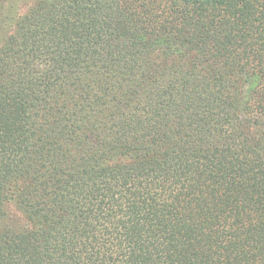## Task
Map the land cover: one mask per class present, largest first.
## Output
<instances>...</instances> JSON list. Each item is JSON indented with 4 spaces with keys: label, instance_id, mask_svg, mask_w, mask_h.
I'll return each mask as SVG.
<instances>
[{
    "label": "trees",
    "instance_id": "16d2710c",
    "mask_svg": "<svg viewBox=\"0 0 264 264\" xmlns=\"http://www.w3.org/2000/svg\"><path fill=\"white\" fill-rule=\"evenodd\" d=\"M0 264H264V0H0Z\"/></svg>",
    "mask_w": 264,
    "mask_h": 264
}]
</instances>
